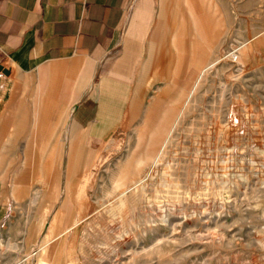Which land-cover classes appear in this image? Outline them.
Masks as SVG:
<instances>
[{
	"label": "rangeland",
	"instance_id": "374dc122",
	"mask_svg": "<svg viewBox=\"0 0 264 264\" xmlns=\"http://www.w3.org/2000/svg\"><path fill=\"white\" fill-rule=\"evenodd\" d=\"M139 3L125 25L129 96L100 149L72 143L57 115L31 153L29 129L0 125L16 224L37 232L0 239V264H264V0H168L155 38L161 0L149 15ZM176 11L182 53L168 37ZM13 76L0 71V124L15 105L30 125L52 104L34 77Z\"/></svg>",
	"mask_w": 264,
	"mask_h": 264
},
{
	"label": "crops",
	"instance_id": "0c3cea01",
	"mask_svg": "<svg viewBox=\"0 0 264 264\" xmlns=\"http://www.w3.org/2000/svg\"><path fill=\"white\" fill-rule=\"evenodd\" d=\"M133 1L0 0V65L9 69V73L4 74L14 75L15 79L34 77L39 81L38 87L44 88V100L57 105V108L35 107L34 123L30 125L25 124L28 113L14 105L8 114L14 120L0 124L29 129L25 139L29 153L35 151L37 144L48 143L45 139L50 131L47 133L44 129L58 123L55 115L70 130L71 142L80 143L85 149H100L118 131L120 113L124 112L129 96L131 83L128 81L133 73L125 40L127 15ZM150 2L140 0L139 11L151 14ZM167 3L168 0H161L154 38L166 26ZM176 13L179 22L168 37L178 44L182 53L181 12ZM189 44L191 55L201 54L196 48V39ZM179 58L178 69L181 55ZM28 81L20 83L23 89L31 87ZM71 109L73 115L67 124ZM2 135L0 130V138ZM30 158L25 156V159ZM29 169L33 168H17L19 176ZM12 175H16L15 170L0 171V239H37V232L30 224L22 233L16 224L20 205L11 198L7 184ZM21 181V178L16 179L11 188L16 191ZM50 205L52 207L51 202Z\"/></svg>",
	"mask_w": 264,
	"mask_h": 264
},
{
	"label": "bare ground",
	"instance_id": "6f19581e",
	"mask_svg": "<svg viewBox=\"0 0 264 264\" xmlns=\"http://www.w3.org/2000/svg\"><path fill=\"white\" fill-rule=\"evenodd\" d=\"M206 55H207V54H206V50L203 49V50L201 51V54L199 55V59H198L197 62L200 63V62L204 61V60L206 59ZM217 59H218V58H217ZM214 62H216V59H215ZM192 64H193V63H192ZM205 66H206V65H205ZM195 67H196V69H195L193 66L191 67V70H190V74H191V75L188 76V78L193 77V74L196 73V71H198V70H197V69H198V66L196 65ZM204 69H205V68H204ZM202 70H203V69H202ZM202 70H201V71H202ZM206 70H207V69H206ZM204 72H205V71H204ZM200 74H202V72H201ZM195 80H196V79H195ZM196 82H197V81H196ZM190 83H191V81H190ZM193 85H194V86H193L192 88H196V87H195L196 85H195V84H193ZM193 91H194V90H193ZM191 92H192V91H191ZM178 94L180 95V90L178 91ZM179 95H178V96H179ZM174 120H175V119H174ZM171 127H172V124H171ZM171 127L169 128L168 133L170 132ZM168 133H167V134H168ZM169 136H170V135H169ZM165 140H166V139L163 140L162 144L166 143ZM161 146H162V145H161ZM159 150H160V149H159ZM157 156H159L158 153H156V154L152 157V158L154 159V161H155V158H157ZM156 160H157V159H156ZM45 165H46V164H45ZM19 169H20V168H19ZM141 181H142V180H141Z\"/></svg>",
	"mask_w": 264,
	"mask_h": 264
},
{
	"label": "water",
	"instance_id": "95a60500",
	"mask_svg": "<svg viewBox=\"0 0 264 264\" xmlns=\"http://www.w3.org/2000/svg\"><path fill=\"white\" fill-rule=\"evenodd\" d=\"M0 71H2L5 74L9 73V69H7L6 67H4L3 65H0Z\"/></svg>",
	"mask_w": 264,
	"mask_h": 264
}]
</instances>
